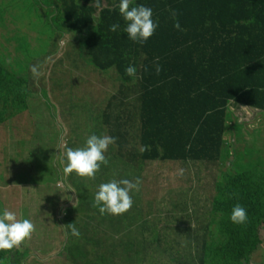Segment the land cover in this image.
I'll return each mask as SVG.
<instances>
[{
	"label": "trees",
	"instance_id": "trees-1",
	"mask_svg": "<svg viewBox=\"0 0 264 264\" xmlns=\"http://www.w3.org/2000/svg\"><path fill=\"white\" fill-rule=\"evenodd\" d=\"M59 1L61 27L89 31L81 42L87 60L101 71L113 68L120 80L99 128L92 131L116 138L104 153L105 170L112 164L121 170L142 168L147 162L214 170L222 155L229 104L264 112V0H131L130 8L150 7L158 25L144 43L124 31L120 0H99L100 7L97 0ZM177 20L179 28L174 27ZM112 24L119 25L116 31L110 30ZM129 65L136 67L135 77L126 74ZM142 146L147 151L141 153ZM76 175H68L76 208H66L62 220L69 264H145L149 252L155 255L152 264H206V218L175 207L157 209L152 223L137 222L142 209L133 205L121 215H101L93 204L96 184L104 176L85 191ZM180 213L187 219L184 226L164 223L163 216L174 219ZM69 223L79 237L71 235ZM254 224L246 255L258 240L259 225Z\"/></svg>",
	"mask_w": 264,
	"mask_h": 264
},
{
	"label": "rangeland",
	"instance_id": "rangeland-1",
	"mask_svg": "<svg viewBox=\"0 0 264 264\" xmlns=\"http://www.w3.org/2000/svg\"><path fill=\"white\" fill-rule=\"evenodd\" d=\"M62 20L59 0H0V213L7 209L35 225L19 247L0 250L6 264H69L62 220L78 198L63 173L64 148L85 146L119 89L113 68L101 71L84 55L81 42L89 31L65 30ZM226 116L214 170L147 162L123 170L112 164L110 171L101 165L94 179L76 176L85 191L100 175L103 183L139 177V191H130L133 207L142 209L137 222L156 221L157 209H187L207 220L206 264H264V112L231 102ZM237 203L247 211L243 224L230 219ZM162 218L187 222L183 213ZM255 222L258 240L246 255ZM155 262L149 252L145 264Z\"/></svg>",
	"mask_w": 264,
	"mask_h": 264
},
{
	"label": "clouds",
	"instance_id": "clouds-1",
	"mask_svg": "<svg viewBox=\"0 0 264 264\" xmlns=\"http://www.w3.org/2000/svg\"><path fill=\"white\" fill-rule=\"evenodd\" d=\"M130 3L131 0H120L118 5L119 13L127 22L124 31L133 41L144 43L153 35L158 25L152 19L150 7L138 5L130 8ZM97 7H100L99 0H97ZM175 16L176 13L173 12V17ZM118 27V24H112L110 30L116 31ZM174 27H180L178 20L174 23ZM32 71L34 74L36 73L35 67L32 68ZM160 71L161 68L157 65V74ZM125 72L129 76L135 77L137 69L134 65H129ZM115 139L109 135L97 136L92 134L86 139L84 147L76 149L65 147V159L61 161L64 164V175L67 176L75 172L78 176L94 179L101 164L107 165L108 160L104 153L110 144L115 143ZM140 151L141 153L147 151V146H142ZM179 174H183V169L179 171ZM141 182L140 178L137 177L135 182L127 179L119 181L113 179L101 183L95 194L93 207L99 206L101 215L106 212L112 215L123 214L130 210L133 203L129 194L130 191L133 189L139 191ZM73 207L76 208L74 203ZM230 219L233 223H245L247 221L246 209L237 203L233 206ZM68 228L72 236H80V232L74 223H69ZM34 231L35 225L29 219H18L14 212L5 209L0 213V250H11L14 247H19L26 239L31 238ZM0 264H6V261L0 260Z\"/></svg>",
	"mask_w": 264,
	"mask_h": 264
},
{
	"label": "crops",
	"instance_id": "crops-1",
	"mask_svg": "<svg viewBox=\"0 0 264 264\" xmlns=\"http://www.w3.org/2000/svg\"><path fill=\"white\" fill-rule=\"evenodd\" d=\"M245 107V106H244ZM256 110V109H255ZM259 111V110H258Z\"/></svg>",
	"mask_w": 264,
	"mask_h": 264
}]
</instances>
